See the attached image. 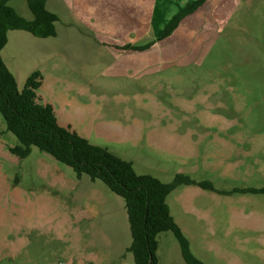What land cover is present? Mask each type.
Instances as JSON below:
<instances>
[{
	"label": "rangeland",
	"instance_id": "obj_1",
	"mask_svg": "<svg viewBox=\"0 0 264 264\" xmlns=\"http://www.w3.org/2000/svg\"><path fill=\"white\" fill-rule=\"evenodd\" d=\"M9 4L34 18L26 0ZM104 7L98 0L86 21L65 6L54 12L60 34L68 20L69 40H51L36 70L59 123L164 183L183 174L221 191L264 188V0H208L163 38L169 24L154 12L137 45L120 26L122 6L111 19ZM15 35L7 62L13 48L25 56ZM18 144L0 114V264H135L125 201L36 147L21 160ZM168 205L206 264H264V195L181 186ZM158 240L167 256L180 250L172 232Z\"/></svg>",
	"mask_w": 264,
	"mask_h": 264
},
{
	"label": "trees",
	"instance_id": "obj_2",
	"mask_svg": "<svg viewBox=\"0 0 264 264\" xmlns=\"http://www.w3.org/2000/svg\"><path fill=\"white\" fill-rule=\"evenodd\" d=\"M26 1L34 15L33 20L21 16L9 4L10 0H0V114L8 131L19 141L17 146L11 148L12 154L23 160L36 147L72 168L78 178L88 176L93 181L100 180L124 199L132 235L128 252L133 254L135 264H160L158 236L164 232L174 234L187 264H206L194 255L189 239L171 214L168 205L171 193L181 186H198L224 196L264 195V188L221 191L209 181L198 182L183 174L177 175L171 183H164L152 175L138 174L131 162L107 148L90 143L70 127L60 125L53 106L44 103L38 96L43 84L42 73L39 70L31 73L23 90H20L15 75L2 56L11 31H26L38 38L57 36L59 17L47 8L50 0ZM205 2H193L176 14L164 29L162 38L170 35L185 17L193 14ZM131 49L138 50L136 46Z\"/></svg>",
	"mask_w": 264,
	"mask_h": 264
},
{
	"label": "crops",
	"instance_id": "obj_3",
	"mask_svg": "<svg viewBox=\"0 0 264 264\" xmlns=\"http://www.w3.org/2000/svg\"><path fill=\"white\" fill-rule=\"evenodd\" d=\"M196 1H198V0L189 1L185 5L179 6V7L176 6V5H178L179 0H102V3H104V6H105L104 10L108 7V9L110 11L107 14V16H109V19H111V17H113V14L116 13L117 5L122 6L121 10L123 11V14H124L123 21L125 23L121 24L120 26H121V28L126 29V30L128 29L130 31V37L128 38L130 40L129 42L131 44L135 43V45H137L138 41L142 40L143 37H147V33L149 30V26H150L149 14H152L155 12L157 14V21L160 23V27L161 26L163 27L164 25L170 24V22L173 20L175 15L178 14L179 12H181L187 5H189L193 2H196ZM207 1L208 0H206V2L200 8H203L207 4ZM55 2H58L60 4L59 8H54L53 4H55ZM97 5H98V0H50L47 3V8L53 13L54 12L60 13L59 11H61L63 9L62 7L65 6L66 10L70 11V12L68 11L69 14H71V13L76 14L78 16V18H80L82 21L83 20L86 21V19H88L86 17H90L91 15H94L92 11H94L96 13V6ZM160 7H162V9H163L162 15H161L162 20H160ZM175 7H177V10L174 11L173 9ZM90 9H91V11H90ZM171 13H173L172 16L170 15ZM62 14H63V11H62ZM169 15L171 16V18H169L170 17ZM133 16H135V17H133ZM136 16H138V17H136ZM144 16H145V18H144ZM58 17H59V21L57 23H60L62 21V16L61 17L58 16ZM140 18H141V20H140ZM33 19H28V20H33ZM94 19L95 18L93 17L92 20H94ZM184 19H186V17ZM184 19L182 21H184ZM67 21L68 20H64L61 23V25L63 27L62 34H60L59 28L57 27V23H56V28H58L57 29V36L52 37V38H38V37L33 36L29 32L19 31V30L9 32L8 44L4 48L2 56H3V59L6 63V65L10 69V71L15 75L20 90H23L25 83H26L28 77L31 75V73L36 71V69H38L40 67V65L44 64L48 60L49 50H50L49 45H50L51 40H59L60 38L62 41L63 40L68 41L69 40L70 32L66 29V26H68ZM142 22L146 25V27H145L146 32H143L142 29L140 28V25L142 24ZM134 28L137 29L136 33L133 30ZM13 34H16L15 35V42H16V47L18 48V50L20 49L21 44H23L25 47V50H24L25 56H24L23 61H20L19 59L17 60V58L19 56V52H17L15 50V48H13L12 51L11 50L9 51L10 52V54L8 55V57H9L8 61L9 62H7V60H6L7 58L5 57V52L8 50L7 48H9L10 36ZM63 34H66V36H62ZM79 34L82 35L81 32H79ZM122 40L123 39H120V37L117 38V36H116L114 44L121 43ZM37 48L40 51V56H38ZM9 63H11V65L14 66L13 67L14 70H12L10 68ZM38 96H39V94H38ZM42 100L44 101V103L54 106V104L52 102H50L47 98L44 97V99H42ZM54 110H55V108H54ZM90 180H88L90 184H93V186L95 188H97V187L101 188L103 190L102 193L104 194V197H108L106 195V194H108L107 191L105 189H103L101 187V185H98L95 183L97 180L93 181L91 178H90ZM84 197H86V196H84ZM114 200L116 201V199H114ZM121 207H122V210H124L122 204H121ZM125 207H126V204H125ZM126 211H127V209H126ZM127 216H128V213H127ZM129 226H130V224H129ZM130 246H131V244H129L127 246V248H126L127 251H128V248ZM170 250L171 249L166 247V246L162 247L160 245V242H159V248H158L157 254H158L160 264H184V262L186 263V261L184 260V258L182 256L181 248H180V250L176 249V252L174 253L175 255L172 257L167 256V255L172 253ZM96 251L100 257L104 250H101L98 247H96Z\"/></svg>",
	"mask_w": 264,
	"mask_h": 264
},
{
	"label": "water",
	"instance_id": "obj_4",
	"mask_svg": "<svg viewBox=\"0 0 264 264\" xmlns=\"http://www.w3.org/2000/svg\"><path fill=\"white\" fill-rule=\"evenodd\" d=\"M243 1H247V0H243Z\"/></svg>",
	"mask_w": 264,
	"mask_h": 264
}]
</instances>
